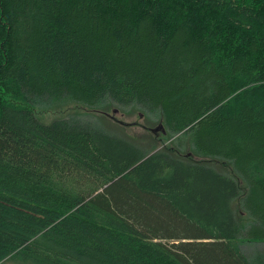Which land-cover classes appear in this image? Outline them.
<instances>
[{
    "label": "trees",
    "instance_id": "1",
    "mask_svg": "<svg viewBox=\"0 0 264 264\" xmlns=\"http://www.w3.org/2000/svg\"><path fill=\"white\" fill-rule=\"evenodd\" d=\"M105 100L178 137L151 153L35 112ZM255 243L264 0H0V262L264 264Z\"/></svg>",
    "mask_w": 264,
    "mask_h": 264
},
{
    "label": "rangeland",
    "instance_id": "2",
    "mask_svg": "<svg viewBox=\"0 0 264 264\" xmlns=\"http://www.w3.org/2000/svg\"><path fill=\"white\" fill-rule=\"evenodd\" d=\"M45 102V101H44ZM35 112L39 118L49 123L54 119L70 118L80 119L87 123H92L110 132L111 134L123 137L142 149L151 151V153L161 150L164 147L172 146L178 136L168 138L166 134L161 133L162 126L159 114H151L137 106L127 108L116 107L105 100L102 104L88 107L86 105L74 102L40 103L35 106ZM181 155H191L187 147L182 148ZM195 160H205L212 163L215 167L225 172L231 173L229 166L223 167L221 162L216 160H206L204 158L194 157ZM244 225L249 223L248 217L241 213ZM264 248V244H244L243 251L246 254L253 253L256 249ZM0 264H22L15 256L4 259Z\"/></svg>",
    "mask_w": 264,
    "mask_h": 264
},
{
    "label": "water",
    "instance_id": "3",
    "mask_svg": "<svg viewBox=\"0 0 264 264\" xmlns=\"http://www.w3.org/2000/svg\"><path fill=\"white\" fill-rule=\"evenodd\" d=\"M161 128H162V126H160ZM162 131H163V129H162Z\"/></svg>",
    "mask_w": 264,
    "mask_h": 264
}]
</instances>
